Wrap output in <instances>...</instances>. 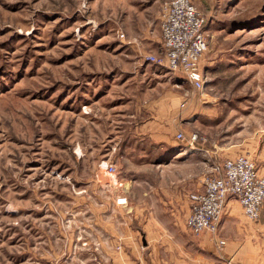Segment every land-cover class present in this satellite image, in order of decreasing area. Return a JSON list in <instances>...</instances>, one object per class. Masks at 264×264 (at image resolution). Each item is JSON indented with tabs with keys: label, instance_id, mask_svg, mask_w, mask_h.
Segmentation results:
<instances>
[{
	"label": "rangeland",
	"instance_id": "obj_1",
	"mask_svg": "<svg viewBox=\"0 0 264 264\" xmlns=\"http://www.w3.org/2000/svg\"><path fill=\"white\" fill-rule=\"evenodd\" d=\"M164 1L0 0V264H156L130 196L163 195L193 134L213 165L264 133V0H194L202 89L147 59Z\"/></svg>",
	"mask_w": 264,
	"mask_h": 264
},
{
	"label": "crops",
	"instance_id": "obj_2",
	"mask_svg": "<svg viewBox=\"0 0 264 264\" xmlns=\"http://www.w3.org/2000/svg\"><path fill=\"white\" fill-rule=\"evenodd\" d=\"M163 50L161 39L159 54ZM160 101L167 107L164 109L167 119L173 118L175 121L179 115L178 99ZM150 124L152 121L146 122L144 124L146 128L142 127V132L155 136L157 132L148 128ZM149 130L153 132L150 133ZM165 142L167 146H175V148L179 145L171 138H167ZM185 146L186 148L173 152L172 158L166 163V166L175 173L169 174L167 178L163 177L170 183L169 188L164 189L163 195L159 194V191L156 192L157 195L152 196L153 198L150 196L148 198L146 190L144 195L140 193L139 196H135V193L130 196L136 217L141 214L140 217L148 219L151 223L154 222L158 227L155 231L151 229L146 231L145 228V236H143L145 245L152 246L156 264H264V238L258 239L256 232L264 230L263 223L259 220L262 213L259 222L249 219L235 197H230L227 201L222 221L215 234L204 232L197 235V238H192L188 234L190 230L187 219L192 204L190 194L203 189V180L209 175V170H213L215 164L212 165L208 158L204 159L205 153L200 147L195 144L191 146L189 142ZM231 151L232 157L239 154L251 155L256 160L260 172L264 173V133ZM165 168L163 171L166 170ZM142 179H145L146 183L151 180ZM139 182H143L141 178ZM126 197L129 201V197ZM263 210L264 207L262 212ZM160 219H170V221L161 222ZM139 229L142 230L141 227ZM151 235H154L155 241L148 244V238L154 239ZM221 240H224L225 244L218 246V241Z\"/></svg>",
	"mask_w": 264,
	"mask_h": 264
},
{
	"label": "built area",
	"instance_id": "obj_3",
	"mask_svg": "<svg viewBox=\"0 0 264 264\" xmlns=\"http://www.w3.org/2000/svg\"><path fill=\"white\" fill-rule=\"evenodd\" d=\"M204 24L205 17L193 0H165L162 13L164 50L157 56L149 55L147 59L181 73L196 89H202L206 80L202 61L209 47ZM120 35L125 36L123 32ZM177 137L180 141L186 139L182 132ZM197 138V134H193L190 144L194 145ZM107 171L117 174V165L109 164ZM230 197L238 199L249 219L260 218L264 207V173L260 172L251 155L239 154L216 163L213 173L204 178L203 189L190 194L189 230L196 235L215 234ZM126 203V198H118V204ZM224 244V240L218 241V246Z\"/></svg>",
	"mask_w": 264,
	"mask_h": 264
},
{
	"label": "trees",
	"instance_id": "obj_4",
	"mask_svg": "<svg viewBox=\"0 0 264 264\" xmlns=\"http://www.w3.org/2000/svg\"><path fill=\"white\" fill-rule=\"evenodd\" d=\"M193 2H194V4H195V1L193 0ZM196 5V4H195ZM204 15V14H203ZM205 17V16H204ZM197 140H198V138H197Z\"/></svg>",
	"mask_w": 264,
	"mask_h": 264
}]
</instances>
